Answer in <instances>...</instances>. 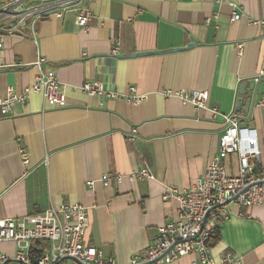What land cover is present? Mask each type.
<instances>
[{"label":"crops","instance_id":"0c3cea01","mask_svg":"<svg viewBox=\"0 0 264 264\" xmlns=\"http://www.w3.org/2000/svg\"><path fill=\"white\" fill-rule=\"evenodd\" d=\"M85 10L91 12L87 30L77 24ZM234 12L241 18L232 23ZM36 34L5 36L0 97L8 88L20 93L33 85L35 63L44 58L41 70H54L67 101L56 108L32 95L0 120V219L83 205L84 243L130 264L155 244L158 228L174 220L179 203L165 200L168 189L190 188L204 174L219 150L223 116L244 117L264 154V108L255 107L264 90V80L255 83L264 69V0H84L42 20ZM116 45L118 56L112 54ZM88 81L121 99L84 94ZM131 87L148 98L128 103ZM181 91H208V107L184 104L176 96ZM20 148L30 155L29 167ZM225 164L235 174L239 157ZM106 176L112 178L107 187L99 182ZM230 211L217 227L211 256L264 264V206L232 205ZM1 253L14 257L15 245L0 243Z\"/></svg>","mask_w":264,"mask_h":264},{"label":"built area","instance_id":"2783aa9c","mask_svg":"<svg viewBox=\"0 0 264 264\" xmlns=\"http://www.w3.org/2000/svg\"><path fill=\"white\" fill-rule=\"evenodd\" d=\"M84 0H0V50L6 35L35 38L39 23L52 16H63L70 7L80 5ZM91 15L85 10L77 19V24L87 30ZM241 15L232 13L231 22L239 21ZM243 45H238L241 53ZM118 56L119 47L112 51ZM46 60L40 58L35 63L39 74L33 85L17 93L8 88L5 97H0V120L10 117L17 106H24L32 95H40L51 106L62 108L66 105L64 85L54 70H41ZM264 80V69L260 70L255 82ZM101 82L88 81L81 90L88 96L121 99V96L107 90ZM126 97L128 103L139 105L148 97L137 93L131 87ZM170 95L169 93H167ZM184 104H192L197 109H206L209 102L208 91L178 92ZM256 108H264V90L255 102ZM216 112V109H214ZM224 130L219 141V150L211 158L204 174L187 189L170 187L164 198L176 199L177 213L173 221L158 228L155 244L137 254L130 264H172L181 258L194 255L193 264H238L233 255L227 254L216 261L212 255V243L217 227L230 215V207L264 206V154L257 145L256 131L245 126L244 117L237 113L223 116ZM136 130H132L130 141H135ZM24 166H30V155L24 148L19 149ZM232 155L239 157L237 173L229 174L225 164ZM147 173L142 172L143 176ZM123 177L116 179L120 182ZM111 177L101 182L109 186ZM97 181L88 186L94 187ZM88 208L80 204L51 207L40 215H26L19 219H0V243L15 245V255L10 258L0 254V264H64L73 260L78 264H117L113 258H105L102 251L86 245ZM47 242V249L41 248L34 255L35 243ZM264 243V234H263Z\"/></svg>","mask_w":264,"mask_h":264},{"label":"trees","instance_id":"16d2710c","mask_svg":"<svg viewBox=\"0 0 264 264\" xmlns=\"http://www.w3.org/2000/svg\"><path fill=\"white\" fill-rule=\"evenodd\" d=\"M218 238H219V234H218V230H217L216 231V237L214 238L213 243H212V247L216 244V242L218 241ZM48 246H49V244L47 242L35 243V245H34L35 249L33 250V253L35 252L34 255L36 253H38L39 252L38 250H41V248H44V249L46 248L47 249Z\"/></svg>","mask_w":264,"mask_h":264},{"label":"water","instance_id":"95a60500","mask_svg":"<svg viewBox=\"0 0 264 264\" xmlns=\"http://www.w3.org/2000/svg\"><path fill=\"white\" fill-rule=\"evenodd\" d=\"M172 51H174V50H170V51H167V52H172ZM256 83V82H255ZM252 85H254V83L252 82L251 83V85L250 86H252ZM247 85L246 84H243V85H241V87H240V91H242V89L244 88V87H246ZM238 102H240L239 100H238ZM252 102H253V99H251V101L249 102V109L251 108V106H252Z\"/></svg>","mask_w":264,"mask_h":264}]
</instances>
